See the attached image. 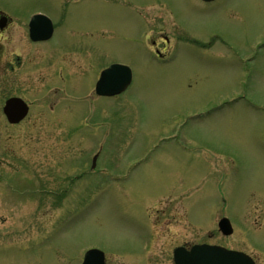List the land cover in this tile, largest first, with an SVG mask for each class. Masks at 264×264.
Segmentation results:
<instances>
[{"label": "rangeland", "instance_id": "rangeland-1", "mask_svg": "<svg viewBox=\"0 0 264 264\" xmlns=\"http://www.w3.org/2000/svg\"><path fill=\"white\" fill-rule=\"evenodd\" d=\"M0 8L59 21L69 76L57 128L0 129V264H80L90 247L106 264H174L175 246L203 241L264 264V0H0ZM152 28L172 39L165 61ZM112 62L131 68L130 86L86 99ZM95 151L100 174L78 166ZM67 185L71 193H39ZM223 215L232 235L218 229Z\"/></svg>", "mask_w": 264, "mask_h": 264}, {"label": "flooded vegetation", "instance_id": "flooded-vegetation-1", "mask_svg": "<svg viewBox=\"0 0 264 264\" xmlns=\"http://www.w3.org/2000/svg\"><path fill=\"white\" fill-rule=\"evenodd\" d=\"M50 18L51 22L45 19L36 21L32 35L30 17L11 15L0 8V129H55L60 123L61 84L66 91L65 83L69 76L63 72L56 46L59 21L51 15ZM151 42L166 48L170 40L165 30H156ZM65 59L70 61L69 57ZM92 96L100 98L96 94ZM12 98L21 99L22 105L27 106L24 117L17 122H11L4 111L6 102ZM82 165L85 169L88 165L86 159ZM89 166H92V160ZM94 170L99 174L102 172L98 161ZM73 187L67 185L58 190L40 188L39 191L71 193ZM151 242L152 239L149 245Z\"/></svg>", "mask_w": 264, "mask_h": 264}, {"label": "water", "instance_id": "water-1", "mask_svg": "<svg viewBox=\"0 0 264 264\" xmlns=\"http://www.w3.org/2000/svg\"><path fill=\"white\" fill-rule=\"evenodd\" d=\"M131 81V70L123 64H112L103 70L97 83L99 94L112 95L124 90ZM6 112L13 121H18L23 115L14 99L7 102ZM219 226L223 233L233 231L230 221L222 218ZM176 264H255L254 260L246 253L227 249L218 245H195L190 251L179 247L175 251ZM104 254L98 249H91L85 254L83 264H104Z\"/></svg>", "mask_w": 264, "mask_h": 264}]
</instances>
